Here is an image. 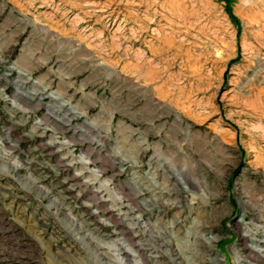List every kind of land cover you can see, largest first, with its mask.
<instances>
[{
  "label": "rangeland",
  "instance_id": "obj_1",
  "mask_svg": "<svg viewBox=\"0 0 264 264\" xmlns=\"http://www.w3.org/2000/svg\"><path fill=\"white\" fill-rule=\"evenodd\" d=\"M0 264H264V0H0Z\"/></svg>",
  "mask_w": 264,
  "mask_h": 264
},
{
  "label": "bare ground",
  "instance_id": "obj_2",
  "mask_svg": "<svg viewBox=\"0 0 264 264\" xmlns=\"http://www.w3.org/2000/svg\"><path fill=\"white\" fill-rule=\"evenodd\" d=\"M137 192H138V191H137ZM198 237H199V236H198ZM201 237H202V236H201ZM201 237H200V238H201Z\"/></svg>",
  "mask_w": 264,
  "mask_h": 264
}]
</instances>
